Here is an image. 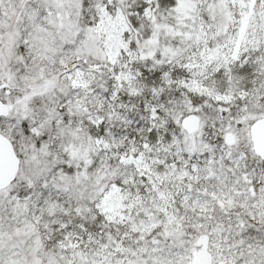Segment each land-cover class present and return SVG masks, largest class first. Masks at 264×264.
<instances>
[{
  "label": "rangeland",
  "instance_id": "1",
  "mask_svg": "<svg viewBox=\"0 0 264 264\" xmlns=\"http://www.w3.org/2000/svg\"><path fill=\"white\" fill-rule=\"evenodd\" d=\"M182 1L0 0V264H264V0Z\"/></svg>",
  "mask_w": 264,
  "mask_h": 264
},
{
  "label": "water",
  "instance_id": "2",
  "mask_svg": "<svg viewBox=\"0 0 264 264\" xmlns=\"http://www.w3.org/2000/svg\"><path fill=\"white\" fill-rule=\"evenodd\" d=\"M6 83L0 81V92L7 94ZM12 106L0 99V115L7 114ZM200 119L195 113L185 115L181 121V129L189 135L196 133L199 129ZM249 137L254 153L264 159V118L254 120L249 126ZM229 145H233L234 139L226 136ZM19 170V158L15 153L9 138L0 133V191L9 186L15 179ZM208 237L202 236L198 239L199 248L192 253L191 264H225L223 261L214 263L209 252Z\"/></svg>",
  "mask_w": 264,
  "mask_h": 264
},
{
  "label": "trees",
  "instance_id": "3",
  "mask_svg": "<svg viewBox=\"0 0 264 264\" xmlns=\"http://www.w3.org/2000/svg\"><path fill=\"white\" fill-rule=\"evenodd\" d=\"M195 0H183L182 2H179L177 5L176 4H170V9L172 10V12L176 15V16H178V13H180L181 14V16H178V17H174V18H171V19H168V24H169V27H171L172 28V30H177V29H179V30H181V28H183L184 26H185V22L188 24V21L189 20H191L190 19V13H189V11L191 12L192 10V8H193V5L192 4H194L195 5ZM186 10V11H182V10ZM168 27V28H169ZM163 30H167V28L165 29V28H163ZM164 38V37H163ZM180 115H178V117H179ZM193 135V134H192ZM187 136H190L189 134H187ZM10 140L12 141V144H13V146H14V150H15V152L17 151V149H16V143H15V141L13 140V139H11L10 138ZM17 176V175H16ZM15 179H16V177H15ZM15 179L12 181V183L15 181ZM11 183V184H12ZM10 184V185H11Z\"/></svg>",
  "mask_w": 264,
  "mask_h": 264
}]
</instances>
